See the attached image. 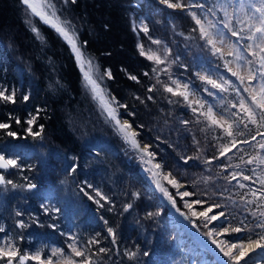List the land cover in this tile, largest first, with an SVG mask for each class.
<instances>
[{
	"label": "trees",
	"instance_id": "16d2710c",
	"mask_svg": "<svg viewBox=\"0 0 264 264\" xmlns=\"http://www.w3.org/2000/svg\"><path fill=\"white\" fill-rule=\"evenodd\" d=\"M198 2L211 5L214 0ZM55 3L60 14L75 25L79 39L87 41V54L93 58L99 75L102 76L106 69L111 70L113 79L104 77L102 83L111 96L127 105V109L121 108L120 116L128 118L139 130L137 138L150 144L163 169L172 171L185 184L186 191L195 193L189 199L206 201L203 206L197 205L200 209L213 203L226 205L222 209H213V213L225 212V217L214 222L217 228L221 224L240 226L241 220L249 224L253 218L248 214L249 206L240 201L239 194L247 188H259V185L241 180L239 182L245 183L247 188L239 189L236 181L228 185L222 178H217L221 167L239 164L238 157L244 152L234 149L228 154L231 160L221 158L212 165H205L204 158L211 159L219 154L222 141L213 137L223 136L220 130L209 128L204 117H197L181 97L166 93L161 85L156 84L158 91H147L156 83L152 72L156 65L140 55L138 45H143L145 51L159 52L161 56L166 46L171 53L167 61L171 64L172 79L188 83L196 92L195 100L205 101V110L212 105L215 112H223L225 108L228 112L236 111L228 103V100L238 103L231 88L220 93L199 78L200 75H209L218 80L223 75L239 85L225 70L223 61L213 56L205 41L199 39L198 31H193L197 26L187 11L168 8L159 0H77L75 4L55 0ZM191 11L199 13L200 10ZM26 19L27 13L20 0H0V91L6 95L15 93L16 101L0 100V123L9 125L7 129H0V155L15 159L19 165L2 171L6 180L17 185L3 195L1 209L8 221L6 228L11 227L9 217L16 213L14 209H18L26 225L25 228L19 227L22 232L19 236L31 239L28 243L30 249L43 246L44 258L49 256L48 249L52 244L71 254L67 248L72 242L68 239L71 235L76 238L79 248L89 249L86 255L91 256L100 247L109 250L107 255L91 256L95 264H135L124 256V251L137 247L141 252H149L147 257H138L140 264H193L194 258L189 256L183 243L188 236L183 234V241L174 236L172 224L175 220L168 215L167 209L163 207L159 210L160 215L147 217V212L157 211L151 194L147 193L149 185L125 165L127 162L120 155V140L84 88L68 46L54 31L37 22L46 41L42 43L36 39ZM142 24L148 26V33L140 30ZM229 38L235 43V37ZM154 39L162 43L153 44ZM225 59L232 57L226 55ZM145 72L149 75L145 76ZM129 74L135 75L140 83L130 80ZM159 79L171 83L167 73L161 72ZM240 91L247 96L242 88ZM25 95L29 96L28 101L23 100ZM137 96L141 99H136ZM149 96L153 99H148ZM221 97L228 98L223 105ZM170 100L176 102L169 103ZM193 107L198 108V105L193 103ZM129 112L135 115H129ZM33 117L32 131L40 133L35 137L27 131V121ZM197 119L201 123H196ZM139 125L143 127H137ZM202 128L206 131H201ZM9 131L16 135L9 136ZM194 137L199 145L194 143ZM227 140L224 136L223 142ZM197 147L201 149L200 153H197ZM238 148L249 154L255 151L248 145H239ZM196 155L201 159L184 164V157ZM72 167L76 168L75 172ZM205 168H211V171L205 172ZM234 170L228 169L229 172ZM245 174L252 175L250 171ZM202 176H212L214 182L205 184ZM29 183L37 187L29 190ZM137 183L142 192L134 198L132 191ZM5 186L12 187L0 185V188ZM225 188L228 189L225 195L231 196V200L213 195ZM95 190H99L109 202L100 200ZM85 192L103 207L89 200ZM177 202L179 208L185 209L180 197ZM126 203L133 204L128 212L123 211ZM50 224L55 225V229L50 228ZM108 227L117 233L115 245ZM13 229L18 228L14 226ZM200 231L206 233L208 229L201 227ZM258 232L260 229L229 233L223 235V240L247 242L249 236L256 238ZM93 238L98 243L89 246L88 241ZM203 253V259H211L207 251ZM25 264L37 262L30 260Z\"/></svg>",
	"mask_w": 264,
	"mask_h": 264
},
{
	"label": "snow or ice",
	"instance_id": "6c2138e0",
	"mask_svg": "<svg viewBox=\"0 0 264 264\" xmlns=\"http://www.w3.org/2000/svg\"><path fill=\"white\" fill-rule=\"evenodd\" d=\"M20 2L27 13L26 23L30 26L36 39L42 43L46 42L41 35L40 28L37 26L38 22L52 29L61 41L68 46L76 61L77 67L80 69L84 88L90 93L92 100L96 102L105 122L112 127L113 131L125 144L130 146L132 151L137 153L142 164L151 165V167H146L144 170L150 173L156 189L162 193L172 208L176 209L179 215L198 231L201 227L208 229L204 234L211 241V244L215 245L216 249L226 258L224 264H241L242 261L244 264H248L250 253L256 249L264 250V0H214L211 5H205L202 2H198V0H192L189 3H183L181 0H159L161 4L166 5L168 8L187 11V15L191 17L197 26L193 31H198L199 39L205 41L206 46L211 49L212 55L222 60L225 70L239 82L237 86L233 81L225 78L223 75H220L218 80L208 75L199 76L202 81L211 85L212 88L220 93H226L231 88L235 93L238 103L228 100L227 97H221L220 103L223 105L228 100L231 108L236 109V111L228 112L227 108H225L223 112H215L212 105H208L205 110V101L201 99L190 102V96H195L196 92L190 88L188 83H184L178 79H172V74L169 72L171 64L167 61V56L171 54L170 50L165 46L163 49L164 55L161 56L159 52L150 49L145 51L143 45H138L140 55L153 61L156 65L152 69V72L155 74L154 78L156 83L149 86L147 91L149 93L158 91L156 84L161 85L166 93H170L173 97H181L197 117H204L209 128L214 127L215 129H219L223 134V136L213 137L214 139L222 141L219 154L214 155L211 159L204 158L203 163L205 165H212L214 161H219L221 158L231 160L232 157L228 154L233 152L234 149H237L238 151L244 152V155L238 157L240 163L221 167L220 172L217 173V178H222L228 185H232L233 181H236V187L239 189L247 188L245 183L239 182L241 180L259 185V188H247V191L239 194L242 204L249 206L247 211L253 220L249 224L241 220L240 226L228 225L225 227L221 224L219 228L215 226L214 222L225 217V212L219 211L218 213H213V209H222L226 205L213 203L206 208L202 207L200 211H196L193 206H203L206 201L185 199L194 196L195 193L181 191L185 185L172 171L164 172V166L162 164H153L155 154L149 150L151 146L147 144L141 146L137 139L139 132L136 128L128 120L120 119L119 109H127V105L119 103L114 96H111L106 86L102 83L104 77H107L109 80L113 79L111 70L106 69L102 76L99 75V70L93 58L87 54V41H81L79 39L75 25L71 20L60 14V9L57 7L55 0H20ZM76 2L77 0H64L65 4H75ZM191 9H199L200 11L197 13L196 11H191ZM140 30L145 33L149 31L146 24H142ZM229 37H235V43ZM188 38L186 37V39ZM152 43L160 45L162 42L154 39ZM225 49L227 50L226 52ZM226 55L232 57V59H225ZM248 57H251V59ZM172 63H175V60ZM163 64H168V66L160 68L159 66ZM161 72L168 74L169 80L171 81L170 84L159 79ZM144 75L148 76L149 73L145 72ZM128 78L140 83L135 75L129 74ZM241 88L244 93H247V96L241 94ZM208 94L213 95L212 92ZM14 96L15 93L6 95L4 91H0V100L15 103ZM147 98L153 99L152 96ZM28 99L29 96H23L24 101H28ZM136 99L141 98L137 96ZM175 102L172 100L169 101V103ZM141 103H143V100H141ZM193 103L198 105V108L193 107ZM129 115L134 116L135 113L129 112ZM34 121L35 117L27 121L29 125L27 131L29 135L35 137L39 136L40 133H33L31 125ZM17 123H20V121L17 120ZM183 123L187 124L189 122L184 121ZM196 123L199 124L201 121L197 119ZM8 127V124L0 123V129H7ZM137 127L142 128L143 125ZM201 131H206V129L202 128ZM8 135L14 137L16 133L9 131ZM224 136L228 138L227 142H223ZM194 143L199 145V141L195 137ZM239 145H248L255 150L254 154H249L245 149L238 148ZM196 151L200 153L201 149L197 147ZM200 159L201 157L199 155L187 156L183 158V162L184 164H188L189 161ZM242 165L245 167H242ZM9 167L18 168L19 165L15 159H6L3 155H0V168L6 170ZM229 168L235 170L229 172ZM71 170L75 172L76 168L72 167ZM204 171L209 172L211 168H205ZM246 171H250L252 175L245 174ZM221 173H227V175H221ZM201 179L205 184L214 182L212 176H202ZM162 180L167 181L172 188L176 189V194L183 201L184 207L188 209L187 213L179 208L174 195L170 193L168 188L164 187L161 183ZM193 183L195 184L197 182L194 181ZM0 185H11L12 188L17 187L12 181L6 180L3 175H0ZM27 187L31 190L37 186L29 183ZM81 191L83 192L84 189L81 188ZM226 192H228L227 188L220 193L214 192L213 195H219L224 200H231L232 197L226 196ZM204 194L206 195V193ZM85 195L88 196L89 200H93L100 207H103L98 200H94L93 196L87 192H85ZM132 195L134 198H138L139 196L138 193H132ZM96 196L100 197V200L105 201V203L109 202L108 198L99 190H96ZM132 208V203H126L123 211L128 212ZM210 213L213 214L210 215ZM16 215L20 216L22 213L17 211ZM146 215L148 218H152L153 216L160 215V211L157 210L155 213L149 211ZM198 220L200 223H197ZM104 223L107 225L108 222L105 220ZM209 225H212V227H209ZM17 226L20 228L26 227L22 222L18 223ZM49 227L55 229V225L50 224ZM253 229H260V232L256 233V238L249 236L246 243L228 242L217 239L221 235L253 231ZM4 231L5 229L0 227V232ZM107 231L112 237V243L115 245L117 243L116 231L112 227H108ZM68 239L72 241L67 245V248L71 252L70 255L61 248L53 247L51 249V255L46 258H42V250H37L34 254H21L13 245L11 239H7L3 244H0V260L7 258L6 264H14V262L25 264L28 260H34L37 264H95L91 256H96L101 253L107 255L109 251L106 248L100 247L97 252H93L89 256L86 255L89 249L79 248L74 236L69 235ZM97 243L98 241L95 238L88 241L89 246ZM140 255L147 257L149 256V252H141L139 247L135 250L125 249L124 251V256L129 261H134L135 264H140L138 260Z\"/></svg>",
	"mask_w": 264,
	"mask_h": 264
},
{
	"label": "rangeland",
	"instance_id": "374dc122",
	"mask_svg": "<svg viewBox=\"0 0 264 264\" xmlns=\"http://www.w3.org/2000/svg\"><path fill=\"white\" fill-rule=\"evenodd\" d=\"M177 10H182V9H177ZM234 43V42H233ZM227 50L225 49V52H226ZM245 55H247L246 53H245ZM209 76V75H208ZM212 78L214 79V76H212ZM189 100H191V101H195V97L194 96H190V98H189ZM119 111L120 112H122L123 110L120 108L119 109ZM124 118H126V117H124ZM126 119H128V118H126ZM129 120V119H128ZM131 122V121H130ZM134 128H136L135 126H133ZM138 132H139V130L138 129H136ZM115 134V137L117 138V139H119L120 140V155H121V158L125 161V162H127V163H125V165L127 166V168H128V170L130 169V171L131 172H137L138 173V176H139V178L144 182V183H146V185H149L148 187V191H147V193L149 192V194H151V191L154 189L153 187H151L150 186V184L147 182V181H145L146 179L142 176V172H141V170H140V162L138 161V158H139V156L137 155V153L136 152H134V151H132L131 149H130V146L129 145H127V144H125L124 143V141L117 135L116 136V133H114ZM144 143L145 144H147V145H150L148 142H146V141H144ZM151 152H153V150H151V149H149ZM154 153V152H153ZM155 154V153H154ZM154 161H155V163H160L161 164V162H160V160H156V156H155V159H154ZM122 163V162H121ZM124 166V165H123ZM146 167H147V165H145ZM164 170V172H167V170H165V169H163ZM133 174V173H132ZM134 175V174H133ZM162 182H163V185H164V187H166V188H168V190L170 191V193H172L173 195H174V198L176 199V200H178L179 201V195H177L176 194V189H174V188H172V186L171 185H169L168 183H167V181H164V180H162ZM138 184V183H137ZM184 184V183H183ZM185 185V184H184ZM134 187V189H133V191H132V193H138V194H140L141 192H142V188L140 187V185L138 184V185H134L133 186ZM12 187H10V186H5V187H3V188H0V227H3L4 229H5V231L4 232H0V244H3L4 243V241L5 240H7V239H11V241H12V243H13V245L20 251V253L21 254H24V253H29V254H34L37 250H42V255H43V246H41V247H39V248H37L36 250L35 249H30V246H29V242L31 241V239H26V238H23L22 236H19V233H22L21 231H19V227L17 226L18 225V223H20V222H22V223H25L24 221H23V218H22V215H20V216H17L16 215V213H14L11 217H9V219L11 220V222H12V225H11V227L10 228H6V224L8 223V221H6V219H4V216H3V211H2V209H1V207H2V203H3V195L4 194H6V192L8 191V190H10ZM96 191V190H95ZM181 191H186V188L184 187V188H182L181 189ZM185 199H189V198H185ZM152 200H153V198H152ZM190 200V199H189ZM193 200V199H192ZM153 203L155 204V202H154V200H153ZM157 206V205H156ZM194 207V209L196 210V211H200V210H202V209H200L199 207H197V205H194L193 206ZM165 208V207H164ZM161 209H163V206H160V207H158L157 206V210H161ZM180 209H182V208H180ZM14 211H18V209L16 210V209H14ZM182 211H184V212H188V209L187 208H185V209H182ZM218 213V212H217ZM188 214H190V213H188ZM191 215V214H190ZM30 223H32V222H30ZM173 225V224H172ZM14 226H16L18 229L17 230H14L13 229V227ZM8 229V230H7ZM174 229V228H173ZM175 230V229H174ZM200 231V230H199ZM178 231H176L175 230V232H174V236H176V237H178V235L180 236V239H182V237H183V234H185L186 235V231L184 232H182V233H180V234H178L177 233ZM200 233L202 234V235H204V236H206L204 233H202L201 231H200ZM187 236V235H186ZM207 237V236H206ZM191 237L190 236H188V239H185L186 241V243H185V245L186 246H188L187 247V250L189 251V256H192L193 258H194V260H193V264H218L216 261H215V257H214V255H212V253L207 249V248H203V247H201L200 245H198L196 242H193L191 239H190ZM217 239H219V240H223V235H221V236H219V237H217ZM183 241V240H182ZM225 241H228V239L227 240H225ZM229 242V241H228ZM240 242H245V241H240ZM239 243V242H238ZM246 243V242H245ZM53 247H58L56 244H52L51 246H49V249H48V251L50 252V254H49V256L51 255V249L53 248ZM59 248V247H58ZM30 249V250H29ZM203 251H207V253H208V256H211V259H208V257H206V259H203V256H204V253H203ZM66 252V251H65ZM70 255V254H69ZM207 255V254H206ZM221 256H220V260H221V263L222 264H224V262H225V260H226V258H224L223 257V255H222V253L220 254ZM42 258H44L43 256H42ZM6 259L7 258H5L4 260H0V264H5L6 263ZM28 261H30V260H28ZM36 262V261H35ZM241 264H244V262L242 261L241 262ZM248 264H264V250H262V249H256L254 252H252V253H250V258H249V261H248Z\"/></svg>",
	"mask_w": 264,
	"mask_h": 264
},
{
	"label": "bare ground",
	"instance_id": "6f19581e",
	"mask_svg": "<svg viewBox=\"0 0 264 264\" xmlns=\"http://www.w3.org/2000/svg\"><path fill=\"white\" fill-rule=\"evenodd\" d=\"M120 114H121V112H120ZM120 119L121 120H128L126 118L123 119L121 116H120ZM138 141L140 142L141 146L145 145V143H143L141 140L138 139ZM138 161L140 162V170L142 172V176H144V178L150 184V186L154 188L151 191V197L153 198L155 204L158 207H160V206L165 207L168 211V215L170 217L172 216V218L175 220V223L172 225V230L174 228L176 231H178L177 232L178 234L182 233L183 231L184 232L186 231L185 233L190 234V237H191L190 239L193 242H196L201 247L208 248V250H210V252L212 253V255H214V257L220 259L221 253L219 252L218 249H216L215 245L211 244V241L205 240V241L201 242L200 240H197V239L193 240L194 234L197 233L196 228H193L192 225L190 223H188V221H186L182 216L179 215V213L176 211V209L172 208L171 204L163 197L162 193L156 189L155 183L153 182V179L151 178L150 173L146 172L144 170L146 168V166L141 163L139 158H138ZM147 167H151V165H147ZM179 238H180V236H179ZM220 262H221V260H220Z\"/></svg>",
	"mask_w": 264,
	"mask_h": 264
},
{
	"label": "water",
	"instance_id": "95a60500",
	"mask_svg": "<svg viewBox=\"0 0 264 264\" xmlns=\"http://www.w3.org/2000/svg\"><path fill=\"white\" fill-rule=\"evenodd\" d=\"M52 30V29H51ZM53 31V30H52ZM75 63H76V61H75ZM77 66V65H76ZM79 69V68H78ZM79 72H80V69H79ZM80 74H81V72H80ZM120 112V111H119ZM129 121V120H128ZM129 123H130V121H129ZM6 158V157H5ZM7 159V158H6ZM153 164H155V161H153ZM0 171H4V169H2V168H0ZM0 175H3L1 172H0ZM161 183L163 184V182L161 181ZM172 217V216H171ZM197 230V229H196ZM175 230L173 229V232H174ZM187 236H190V234H188L187 233ZM178 239H179V241H181V239L179 238V236H178ZM194 239H197V240H200L201 242L202 241H205V240H208V238L206 237V236H204V235H202L201 233H200V231H198L197 230V233H195L194 234V236H193V240ZM209 241V240H208ZM184 243H186V242H184ZM208 249V248H207ZM210 251V250H209ZM215 261L218 263V264H221V262H220V259L219 258H216L215 257ZM6 264V263H5ZM14 264H18V262H14Z\"/></svg>",
	"mask_w": 264,
	"mask_h": 264
}]
</instances>
